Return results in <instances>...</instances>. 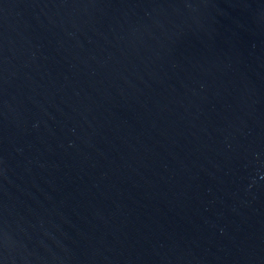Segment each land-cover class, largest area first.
Listing matches in <instances>:
<instances>
[{"label":"water","instance_id":"1","mask_svg":"<svg viewBox=\"0 0 264 264\" xmlns=\"http://www.w3.org/2000/svg\"><path fill=\"white\" fill-rule=\"evenodd\" d=\"M0 264H264V0H0Z\"/></svg>","mask_w":264,"mask_h":264}]
</instances>
